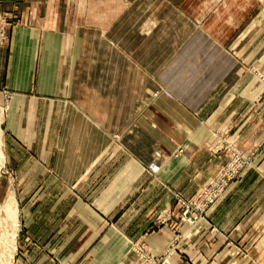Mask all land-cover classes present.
Returning a JSON list of instances; mask_svg holds the SVG:
<instances>
[{"label":"crops","instance_id":"1","mask_svg":"<svg viewBox=\"0 0 264 264\" xmlns=\"http://www.w3.org/2000/svg\"><path fill=\"white\" fill-rule=\"evenodd\" d=\"M262 7V1L227 0L223 14L211 16L203 29L192 33L190 47L176 51L170 62L145 68L150 86L144 84L139 98L133 90L121 89L120 64H113L115 73L109 80L103 75L96 81L76 77L84 31L70 24L56 27V3L48 5L46 19L23 20L8 30L7 42L0 44V88L13 95L3 126L4 146L18 184L23 228L32 232L33 243L48 239V247L55 251L65 240L63 254L70 246L83 248L75 259L66 260L71 264H127L130 241L144 240L158 251L172 239L175 224L152 230L153 217L169 210L165 207L173 195L169 184L177 183L175 189L191 197L207 179L201 175L215 170L219 161L207 148L186 141L202 131L200 123L238 84V66L227 43L245 37L241 39L246 50L264 58ZM183 49H187L185 60L176 57L184 54ZM158 88L175 97L150 98ZM248 89L230 101H246ZM225 107L221 114L226 129L232 109ZM254 117H259L257 112ZM257 120L245 123L240 132L251 129L254 122L258 126ZM115 134L122 135L121 147L113 140ZM154 135H162L164 145L151 139ZM178 135L183 138L178 140ZM159 147L167 156L180 147L183 153L179 159L164 158ZM155 153L161 172L153 176L144 167ZM141 169L145 172L137 176ZM263 181L258 175L247 178L204 229L216 226L212 232L224 235L244 223L241 217L250 216L253 203L258 206L264 198V191H259ZM130 182L137 183L135 192L127 189ZM235 242L216 235L186 239L174 264H259V254L254 256L256 262L236 258L231 251L226 254ZM247 242L241 241L242 246ZM94 246L95 256L88 261L91 252L86 248ZM32 263L55 261L36 254Z\"/></svg>","mask_w":264,"mask_h":264},{"label":"rangeland","instance_id":"2","mask_svg":"<svg viewBox=\"0 0 264 264\" xmlns=\"http://www.w3.org/2000/svg\"><path fill=\"white\" fill-rule=\"evenodd\" d=\"M256 1L258 3L259 1L263 2L261 11H264V0ZM52 2L56 3L54 13V25L56 27L64 29L67 24H70L72 29L81 27L84 31L81 32L80 58L77 60L79 68L76 77H87L96 81L97 77L101 78L99 75H103V78L109 80L111 74L115 73L112 70L113 64H120L119 74L124 80L121 89L133 90L139 98L144 90V84L150 86L149 81L145 79V68L149 69L153 64L159 62H170L176 51L186 45L190 47L192 33H195L196 29H203L211 16L223 14L227 0H0V44L7 42L8 30H11L17 23L23 20L46 19L48 5ZM3 4L6 5L2 7ZM241 38L239 35V38L234 40L235 43L230 44L229 41L226 45L229 47L228 52L233 61L238 66V84L231 89L230 97H238L242 90L247 87L249 89L246 93V101L241 99L240 102L235 103L234 100L230 101V97L221 99L219 103H216V108L211 112L212 115L203 121L200 120L202 121L200 123L202 131L193 137L191 136L192 138L189 137L186 141L199 143L204 148L206 147L210 156L219 161L215 170L208 172L209 174L201 175L207 179L191 197H185L181 191L175 189L174 186H178L177 183L169 184L173 191L172 198H169L165 206H169V210L153 217L152 230L157 231V229L173 222L175 224L174 229L177 231L174 230L172 239L158 251L153 250L144 240L130 241V262L127 264H137V260L144 258L148 251V253L155 255L159 264H174V257L177 254L181 256L184 248L185 242L182 243V241L197 236L208 237L209 235H216L217 239L237 241L233 249L227 248L226 254L231 251L230 254L237 256L236 258L245 256V260L254 262H256L254 256L259 254V264H264V198L259 200L258 206L254 202L255 200H252L254 207L250 210V216L241 217L239 215L240 221L246 220L244 223L240 222L230 234L223 235L217 231L212 232L216 226L212 227L210 231L204 229V226L207 227V221H211L214 213L221 208V205L239 191V187L244 184L247 178H253L257 175L259 179L264 178V58L260 59L259 54L253 50H246L245 39L242 40ZM182 52L184 54H179L176 57L185 60L187 49H183ZM129 78L132 79L130 84L127 81ZM92 89L96 90V86L93 85ZM0 90L6 89L0 88ZM165 91L169 92L164 88H158L152 92L150 98L154 99L159 95L171 99L175 97L171 92H169L171 94L169 97ZM1 100L3 103L2 94L0 95ZM92 102L95 103V97L92 98ZM225 106L232 109L229 116L230 119L232 115L231 123L228 120L226 129L221 114L222 110L226 108ZM8 110L6 106L3 112L0 110V119L3 120L0 123V128L3 131L4 144L6 135L3 126ZM256 112L259 115L258 118L254 117ZM121 113H123L122 110ZM219 114L221 115L218 116ZM256 119L259 120V122L257 120L258 126L254 127V122L251 124V129L248 128L246 131L240 132V128L245 123H250ZM107 121L111 122L112 120L108 119ZM142 138H146V136H142ZM154 138L158 141L161 140L160 146L164 145L162 135L151 136V139ZM176 138L179 140L183 137L178 135ZM113 140L117 144L120 143L119 146L121 147V134L113 135ZM152 146V149L155 150L154 146H157L155 141ZM161 149L159 147L158 151L164 155ZM3 151L6 157L4 145ZM182 153L183 149L180 147L170 156L165 154L164 158L179 159ZM200 155H202L201 159H205L204 154ZM159 157V154L155 153L153 161L156 162ZM151 162L144 168L156 176L161 172V166L156 162L158 171L152 172L149 169ZM144 172V169H141L136 172V175L140 176ZM170 173L173 174L175 171ZM213 181L216 182L219 190L223 188L219 199L213 204H208L206 206L208 210L204 209L205 211L201 212L203 214H199L200 212L198 213L196 207L199 223L191 229L192 225L187 223L189 221L187 220L188 216L183 217V210L186 209V204L197 197L204 188L213 185ZM17 186L18 184L14 181V174L8 166L7 160H5L0 169V258H2L0 263L31 264L32 256L40 254L42 257L51 256L55 264H71L66 260L75 259L80 252L82 253L83 248L70 246L68 253L63 254L61 251L65 249L63 247L65 240L55 247V251L48 247V239L33 243L32 232L23 228L25 218L21 213H18V227L15 230L16 239L14 243L16 248L13 259L11 263L9 262L14 218L7 212V207L14 199L17 203L18 212H20L19 201L16 196ZM136 186V182H130L127 189L135 192ZM259 191H264V181L259 183ZM182 226L183 231H181ZM245 240L248 241L245 245L253 246H242L241 241ZM86 250L91 252V255L88 256V261H90L95 256V246L86 248ZM4 257H6V262L3 261Z\"/></svg>","mask_w":264,"mask_h":264},{"label":"built area","instance_id":"3","mask_svg":"<svg viewBox=\"0 0 264 264\" xmlns=\"http://www.w3.org/2000/svg\"><path fill=\"white\" fill-rule=\"evenodd\" d=\"M166 95H168L169 97H171V94H169V92L165 91ZM2 94V98H3V103L2 100L0 101V110L1 112L4 111V108L6 106L7 110L9 108V101L10 99L13 97V95L7 91V90H0V95ZM5 104V105H3ZM149 169L152 172H157L158 171V164L155 161H152L149 164ZM213 185L207 186L206 188L203 189V191L197 195V197H194L193 200L189 201L188 204H186V209L183 210V217L188 216L189 223H196L198 220V216H197V209H198V213L199 214H203L201 213L202 211H205L204 209H207L206 206L208 204H213L214 202H216L219 199V196L223 190V188L221 190L218 189V185L216 184L215 181H213ZM197 207V209H196ZM208 210V209H207ZM149 252V251H148ZM146 254V256H144V258L137 260L138 263L137 264H159V260H157V258L155 257V255L148 253Z\"/></svg>","mask_w":264,"mask_h":264},{"label":"bare ground","instance_id":"4","mask_svg":"<svg viewBox=\"0 0 264 264\" xmlns=\"http://www.w3.org/2000/svg\"><path fill=\"white\" fill-rule=\"evenodd\" d=\"M1 121H3V120H1L0 119V123H1ZM3 131H2V129L0 128V169H1V167H2V165H4V163H5V160H6V157H5V154H4V151H3V145H4V142H3ZM12 200V199H11ZM7 212L14 218V220H13V228H14V231L12 232V234H11V239H12V246H11V250L9 251V262L11 263V261H12V257H13V253H14V251H15V239H16V228L18 227V208H17V203H16V201H14V199H13V201H12V203L9 205V207H7ZM188 224H189V222H187ZM199 223V220H197V222L196 223H194V224H192V223H190V225H192V227H191V229H193L196 225L195 224H198ZM11 241V240H10ZM9 247V246H8ZM7 247V248H8ZM6 250H8V249H6ZM7 254V253H6ZM5 255V254H4ZM5 258L6 257H4V260L3 261H5ZM2 258H0V260H1ZM2 261V260H1ZM0 261V262H1ZM6 262V261H5ZM1 264V263H0ZM6 264V263H5ZM8 264V263H7Z\"/></svg>","mask_w":264,"mask_h":264}]
</instances>
